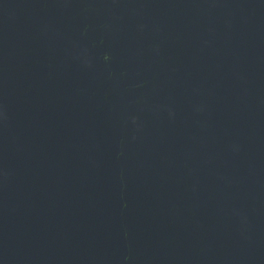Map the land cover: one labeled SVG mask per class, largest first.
I'll list each match as a JSON object with an SVG mask.
<instances>
[{
	"label": "water",
	"instance_id": "1",
	"mask_svg": "<svg viewBox=\"0 0 264 264\" xmlns=\"http://www.w3.org/2000/svg\"><path fill=\"white\" fill-rule=\"evenodd\" d=\"M264 0H0V264H175Z\"/></svg>",
	"mask_w": 264,
	"mask_h": 264
}]
</instances>
